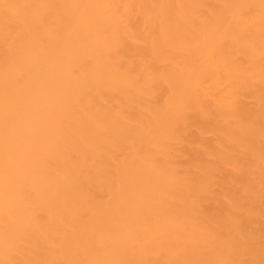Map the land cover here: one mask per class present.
Masks as SVG:
<instances>
[{
	"label": "bare ground",
	"instance_id": "6f19581e",
	"mask_svg": "<svg viewBox=\"0 0 264 264\" xmlns=\"http://www.w3.org/2000/svg\"><path fill=\"white\" fill-rule=\"evenodd\" d=\"M0 264H264V0H0Z\"/></svg>",
	"mask_w": 264,
	"mask_h": 264
}]
</instances>
